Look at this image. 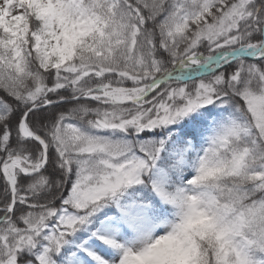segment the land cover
<instances>
[{
    "label": "snow or ice",
    "instance_id": "obj_1",
    "mask_svg": "<svg viewBox=\"0 0 264 264\" xmlns=\"http://www.w3.org/2000/svg\"><path fill=\"white\" fill-rule=\"evenodd\" d=\"M0 264H264V0H0Z\"/></svg>",
    "mask_w": 264,
    "mask_h": 264
}]
</instances>
